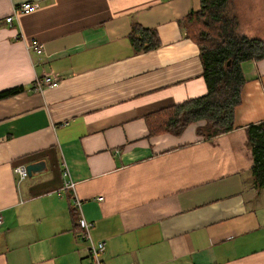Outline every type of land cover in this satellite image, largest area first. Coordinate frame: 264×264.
Here are the masks:
<instances>
[{
    "label": "crops",
    "instance_id": "0c3cea01",
    "mask_svg": "<svg viewBox=\"0 0 264 264\" xmlns=\"http://www.w3.org/2000/svg\"><path fill=\"white\" fill-rule=\"evenodd\" d=\"M25 1L39 7L9 25ZM236 2L238 31L264 39L261 9L246 19ZM199 8L200 0H0V92L18 88L0 98V264L89 263L81 221L106 242L104 264H264V186L252 175L247 131L264 121V59L242 65L232 131L203 137L199 121L151 136L147 126L148 114L208 93L200 48L180 23ZM134 24L156 29L161 45L135 52ZM32 39L43 53L28 49ZM44 74L60 84L35 90ZM42 160V172L18 180L16 165ZM63 164L79 210L63 189Z\"/></svg>",
    "mask_w": 264,
    "mask_h": 264
},
{
    "label": "trees",
    "instance_id": "16d2710c",
    "mask_svg": "<svg viewBox=\"0 0 264 264\" xmlns=\"http://www.w3.org/2000/svg\"><path fill=\"white\" fill-rule=\"evenodd\" d=\"M231 0H200V8L191 10L180 22L186 35L201 52L208 93L160 109L146 116L151 136L172 133L180 135L192 123L205 121L198 129L203 137H214L232 131L236 107L242 100L245 76L242 65L264 59V39L251 38L238 31L237 16L230 14ZM137 53L161 45L154 28L134 24L129 35ZM18 88L0 92V98L14 94ZM253 154L252 175L258 187L264 186V121L247 128ZM75 215V214H74ZM76 216V215H75Z\"/></svg>",
    "mask_w": 264,
    "mask_h": 264
},
{
    "label": "built area",
    "instance_id": "2783aa9c",
    "mask_svg": "<svg viewBox=\"0 0 264 264\" xmlns=\"http://www.w3.org/2000/svg\"><path fill=\"white\" fill-rule=\"evenodd\" d=\"M39 7V3L36 1H25L21 5L14 8V11L11 15H8L5 20L9 25H12L16 15L18 13H25L30 14L34 10ZM23 36L20 33L15 35L16 40H21ZM28 49L35 51L38 54L43 53V46L38 39H32L31 42L28 44ZM60 84V78L55 76L54 74H44L35 79L33 88L38 91H44L46 87H56ZM64 165L63 175L68 180L64 183L63 189H69L73 193V206L77 210L81 207V200L77 197L76 194V182L72 179L70 171L66 164ZM14 173L19 181H22L29 177L27 166L24 164L16 165L14 167ZM99 200H103V197H100ZM4 218L1 213L0 209V225L3 224ZM83 225V235L84 238L89 243V257L90 262L86 264H104L102 259V254L106 249V242L105 241H96L91 234V226L92 224L87 223L86 221H81Z\"/></svg>",
    "mask_w": 264,
    "mask_h": 264
},
{
    "label": "rangeland",
    "instance_id": "374dc122",
    "mask_svg": "<svg viewBox=\"0 0 264 264\" xmlns=\"http://www.w3.org/2000/svg\"><path fill=\"white\" fill-rule=\"evenodd\" d=\"M236 0H232L230 3L229 11L230 14H234L233 8ZM264 1V0H263ZM238 12L241 16H244L246 19H249L251 15L257 13V10L261 9L262 15H260V19L258 25H263L264 23V4H260L257 0H237ZM253 21V20H251ZM257 21V20H256Z\"/></svg>",
    "mask_w": 264,
    "mask_h": 264
},
{
    "label": "water",
    "instance_id": "95a60500",
    "mask_svg": "<svg viewBox=\"0 0 264 264\" xmlns=\"http://www.w3.org/2000/svg\"><path fill=\"white\" fill-rule=\"evenodd\" d=\"M46 168V162L45 161H38L34 163H30L27 165L29 176H32L33 174L40 173Z\"/></svg>",
    "mask_w": 264,
    "mask_h": 264
}]
</instances>
